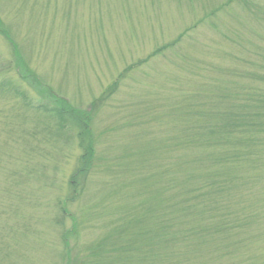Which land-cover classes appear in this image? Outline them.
<instances>
[{
	"label": "rangeland",
	"instance_id": "374dc122",
	"mask_svg": "<svg viewBox=\"0 0 264 264\" xmlns=\"http://www.w3.org/2000/svg\"><path fill=\"white\" fill-rule=\"evenodd\" d=\"M4 81L34 105L56 95L91 111L92 139L82 147L0 90V264H264V139L230 193L193 204L194 220L146 193L190 107L222 98L221 111L264 123V105L246 101L264 94V0H0ZM206 223L211 236L185 237Z\"/></svg>",
	"mask_w": 264,
	"mask_h": 264
},
{
	"label": "trees",
	"instance_id": "16d2710c",
	"mask_svg": "<svg viewBox=\"0 0 264 264\" xmlns=\"http://www.w3.org/2000/svg\"><path fill=\"white\" fill-rule=\"evenodd\" d=\"M2 32L6 31L2 30ZM2 34L4 35V33ZM11 46L16 53L17 59L21 61L20 55L17 52L18 48L13 41H11ZM173 46H175V43ZM166 50L169 49L163 48V50L158 51ZM146 62L148 63L149 61L146 60ZM133 68L131 67V69ZM0 90L9 94L11 92L14 97H21L25 107L54 121L56 125H59L63 132L62 134L67 137L72 139L73 135H75L76 139L81 140L82 147L86 137L90 138V140L92 139L91 111L75 108L65 99L56 95L53 96L55 100L53 106L46 104L34 105L18 85L8 81H4L0 85ZM117 90H113V86L109 88L107 90L109 97H112L113 93L117 92ZM256 95L248 96L246 101L261 107V105H264V94ZM109 97L106 93L99 100L104 102ZM214 99H211V101L216 102L215 105L217 107L215 110H207L205 112L190 107L192 113L195 114L193 119L184 118V120L178 121L182 127L180 138H175L177 140L174 144H169L165 141V147L160 148L161 150L164 148L163 152H166L171 160L168 161V164L159 165L158 172L152 176L146 186L150 205L153 201H159L160 197L161 201L168 203L177 199L175 202L169 203L168 208L180 209L182 217L186 220L195 219L197 211L192 207L193 204L202 201L213 202L217 196L222 199L227 193H230L231 189L237 185V181L243 178L241 172L244 170V163L249 160V164H252L251 158L254 157L257 146L264 139V123L256 121L258 116L234 114L233 111H221V103L224 99ZM263 109L264 107L260 108V110ZM195 118L197 119L195 120ZM85 148L89 149L88 145ZM197 151L199 154H197ZM92 153V150L85 151L81 167L70 180V186L74 188L73 191L76 196L81 194L77 189L80 180L83 176L87 177L92 171ZM144 153L146 155V152ZM175 154L177 155L172 160ZM244 160L245 162L241 164ZM232 179H234V183H232ZM165 188L172 192V198L169 199L166 196L167 191ZM156 189L159 190L157 191ZM215 207L214 212H217L221 206L215 205ZM206 209L208 208H204V210ZM199 211L198 215L201 221L204 217L201 216L202 214ZM151 212L152 210L150 209L146 220L151 218ZM167 218L169 221L167 220L166 223L172 222V219L168 216ZM223 221L229 227L232 226V223L237 222L232 213ZM205 226L206 228H204ZM217 226L221 227L219 224ZM165 229L167 230V228ZM187 232L185 237L205 234L209 236L210 234L208 233L211 232V228L206 223L201 226V229L196 227L189 228Z\"/></svg>",
	"mask_w": 264,
	"mask_h": 264
}]
</instances>
